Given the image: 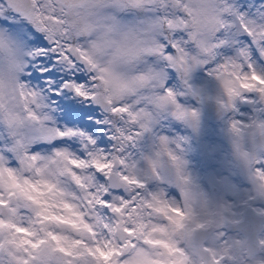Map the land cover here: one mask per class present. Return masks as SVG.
<instances>
[{
	"label": "snow or ice",
	"instance_id": "obj_1",
	"mask_svg": "<svg viewBox=\"0 0 264 264\" xmlns=\"http://www.w3.org/2000/svg\"><path fill=\"white\" fill-rule=\"evenodd\" d=\"M0 264H264V0H0Z\"/></svg>",
	"mask_w": 264,
	"mask_h": 264
},
{
	"label": "rangeland",
	"instance_id": "obj_2",
	"mask_svg": "<svg viewBox=\"0 0 264 264\" xmlns=\"http://www.w3.org/2000/svg\"><path fill=\"white\" fill-rule=\"evenodd\" d=\"M189 103L193 101L189 100ZM201 114V133L192 139L188 159L190 171L201 178V186L204 190L210 191L206 178L210 175L221 174L226 167L231 166L230 144L223 122L219 118L212 121L203 105ZM172 130L175 131V127ZM168 191L172 193L171 198H178L175 189H168Z\"/></svg>",
	"mask_w": 264,
	"mask_h": 264
},
{
	"label": "water",
	"instance_id": "obj_3",
	"mask_svg": "<svg viewBox=\"0 0 264 264\" xmlns=\"http://www.w3.org/2000/svg\"><path fill=\"white\" fill-rule=\"evenodd\" d=\"M204 109L208 115V117L213 121V120H216L218 119L219 117L217 116V113H216V106L215 104L212 102V101H206L204 104Z\"/></svg>",
	"mask_w": 264,
	"mask_h": 264
}]
</instances>
